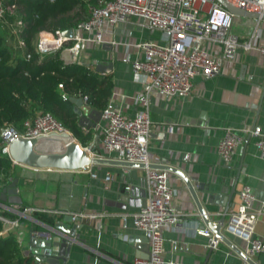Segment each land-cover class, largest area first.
<instances>
[{"label": "crops", "instance_id": "obj_1", "mask_svg": "<svg viewBox=\"0 0 264 264\" xmlns=\"http://www.w3.org/2000/svg\"><path fill=\"white\" fill-rule=\"evenodd\" d=\"M87 11L82 13V18L88 17L89 8ZM240 16H236L234 27L239 38L244 39L253 20ZM261 24L264 25V18ZM102 38L98 44L88 42L81 57L94 67L98 62L112 61L113 90L110 100L120 104L124 114L132 115L137 109L134 97L142 92L143 82L141 76L134 72L131 62L123 60V56L127 54L130 59L140 58L142 52L135 43L143 39L159 40L161 33L141 19L130 17L114 25H104ZM204 47L216 55L221 49L218 43L211 40L205 41ZM62 55L68 59L67 53ZM149 100L152 124L148 135V152L151 163H166L180 168L194 185L212 220L219 218L223 203L209 202L208 195L216 193L226 196L242 165L229 211L235 206L238 189L244 183L251 187L256 197L252 208L260 207L264 200V157L259 153L254 138L250 135L247 139L246 134L229 162L222 161L216 151L226 127L239 129L259 124L264 131V58L258 51L238 47L233 58L222 61L218 73L209 77L196 76L189 94L167 97L151 91ZM169 124L173 125L172 132H167ZM104 125L105 121L101 118L96 127L90 128L92 138L86 145L92 144L94 154L116 158L103 145ZM159 131H166V134L158 137ZM50 141L37 142L34 149L50 151L43 148ZM168 171L174 188L172 206L180 213L183 225L164 230L163 255L180 264H213L216 261L242 263L244 259L223 241L209 251V235L201 231L192 232L185 227L186 222L192 224L195 221L202 226L203 220L183 178ZM107 172L111 175L109 180L104 178ZM16 176L17 194L8 196V201L14 203L12 206L15 210L11 208V211L20 219L14 233L20 237L22 252L31 255L34 261L37 255L40 257L47 250L32 244L29 236L32 227L51 228L53 237L55 230L64 232L70 229L74 221L69 217V212L98 213L97 217L87 218L78 226L79 242L72 244L65 258H54L50 260L52 263L45 258L36 263L131 264L136 256L148 254L147 235L133 226L130 217L124 227L122 218V214L130 215L144 203L148 182L142 166L95 163L86 168L61 169L16 163ZM198 183H203L209 194L201 192ZM20 202L24 206L45 210L22 212ZM34 212L48 214L54 223L50 225L36 218ZM227 217L228 214L226 220ZM228 234L243 250L245 242L238 236ZM254 236L264 238V213L257 217ZM173 241L178 243L176 249L173 248ZM250 257L256 264H264V252H256Z\"/></svg>", "mask_w": 264, "mask_h": 264}, {"label": "built area", "instance_id": "obj_2", "mask_svg": "<svg viewBox=\"0 0 264 264\" xmlns=\"http://www.w3.org/2000/svg\"><path fill=\"white\" fill-rule=\"evenodd\" d=\"M226 1L237 7L264 14V0ZM13 9L14 4L7 5L4 4V0H0V21H3L5 11L11 12ZM236 16L238 15L229 12L218 0H100L90 7L88 17L79 20L72 27V36L62 35L60 30L55 33L41 30L36 36L34 46L40 56L61 49V53L68 54L67 60L86 63L81 57V52L88 42L95 44L102 42V27L106 24L114 25L130 17H137L147 26L158 29L161 33L159 40L143 39L135 43L142 52L140 58L130 59L127 54L123 56V60L131 62L134 72L141 76L143 82L142 92L134 97L137 103L135 112L132 115L124 114L121 105L112 100L100 110L101 118L105 121L102 136L104 147L108 152L114 153L117 159L143 163L148 182L147 194L141 207L130 215L122 214L124 227L127 226L130 217L133 226L143 231L148 238V254L136 256L131 264H180L177 260L163 255L164 230L174 225H183V222L180 213L172 206L174 188L170 183L169 171L150 166L148 135L152 119L149 115V93L157 91L167 97L189 94L196 76L209 77L218 73L222 61L233 58L238 47L246 50L254 49L264 58V25L261 24L263 18L249 17L253 20V24L249 25L245 38L240 39L234 27ZM21 24L22 21L17 19L12 25V32L17 37L19 46L24 45V41L18 37V27ZM207 40L220 45L219 54H213L204 47V42ZM59 86L61 87L62 84L59 83ZM172 130L173 125L169 124L167 132ZM52 132H69L74 136L49 111H39L24 119L22 129L5 123L0 126V153L10 156L9 144L16 137L33 138ZM165 134L166 131L157 133L158 137H163ZM246 134L254 138L259 153L264 157V131L259 124H254L239 129L224 128V133L216 145V151L222 161L229 162L232 159L235 149L243 142ZM92 174L95 175L94 172ZM104 178L109 180L110 173L107 172ZM237 193L238 200L228 211L223 230L240 237L245 242L243 252L246 255L252 256L256 252H264V238L254 236L257 217L260 213H264V200L260 207L253 209L252 203L256 197L246 183L241 185ZM4 207L14 209L13 206L4 205ZM36 209L45 210L34 206H23L21 211ZM68 214L77 225H81L87 218H95L98 215L87 211H72ZM0 219L6 225L0 230V234L10 231L14 233L15 228L20 224L19 217L8 218L1 211ZM186 223L185 227L192 232L201 231L208 235L210 233L208 227L199 226L197 221L192 224ZM29 236L31 239L50 238L52 229L32 227ZM17 238L20 242V237ZM177 247V241H173V248ZM213 264L226 263L216 261ZM240 264L249 263L243 260Z\"/></svg>", "mask_w": 264, "mask_h": 264}, {"label": "trees", "instance_id": "obj_3", "mask_svg": "<svg viewBox=\"0 0 264 264\" xmlns=\"http://www.w3.org/2000/svg\"><path fill=\"white\" fill-rule=\"evenodd\" d=\"M97 3L98 0H4V4H14V9L5 11L0 21V126L8 123L22 129L24 119L49 111L82 145L88 144L92 131H84L78 124L71 97H82L90 108L102 110L112 95V73H101L88 63L66 60L61 49L40 56L34 42L41 30L55 33L75 26L85 19L82 13ZM17 19L22 21L18 37L24 41L23 46L18 45L12 32ZM15 176L16 163L8 154L0 153V191ZM5 204L14 203L7 200ZM0 211L8 218L18 217L4 206ZM34 216L50 225L54 223L46 213L34 212ZM4 225L0 219V230ZM0 264L48 263H36L31 255L24 254L16 234L10 231L0 234Z\"/></svg>", "mask_w": 264, "mask_h": 264}, {"label": "water", "instance_id": "obj_4", "mask_svg": "<svg viewBox=\"0 0 264 264\" xmlns=\"http://www.w3.org/2000/svg\"><path fill=\"white\" fill-rule=\"evenodd\" d=\"M229 12L247 16V17H258L261 16L264 18V14H259L256 11L247 10L242 7H237L226 0H218ZM73 28L68 27L66 29L61 30V34L65 36H72ZM112 69V61L108 62H98L95 64V70L101 73L110 72ZM71 99L75 103V110L78 115V124L87 130L90 128H94L101 120V111L98 109L90 108L84 101L82 97L72 96ZM250 137L248 134L247 139ZM53 140L59 141L63 145V150L61 151H36L34 149V145L37 142L42 140ZM92 144L89 145H81V143L72 136L69 132L64 133H48L41 134L37 137H16L11 140L9 144V154L12 160L15 163H22L32 167H40V168H61V169H78V168H86L89 165L95 163H108V164H124V165H136V166H144L141 162H133L128 160L116 159L113 157H106L94 154L91 151ZM150 166L161 167L167 170H171L178 175H180L186 183L192 198L196 204V208L200 213L203 225L202 227H208L210 230L209 237L211 239V243L209 244V251L217 245L218 242L223 241L229 247H231L234 251H236L244 260H246L249 264H256L254 260L251 259L250 256L246 255L241 248H239L230 238L229 234L223 230L224 223L226 222V215L228 214L229 208L231 204V198L233 193L236 190V182L238 180L239 171L243 170L242 165L239 166L237 175L233 181L231 189L229 190L226 196H220L216 193H210L207 187L204 186L203 183H198L197 187L201 190V192H207L209 202H219L223 203V208L220 211L219 218L217 220H212L210 217V213L206 210L205 206L202 204L194 185L190 181V179L186 176V174L178 167L166 163H150ZM17 181L18 177L15 176L7 186L3 187L0 191V205L4 206L5 202L8 200V196L17 194ZM213 194V195H212ZM12 207V205H7ZM70 217V215H69ZM79 225L76 222H72L70 229L64 230L61 232L60 230H55L56 234L50 238H33L32 244L41 247L43 250H47V252L43 253L39 257L37 255L35 257V261H39L48 258L47 261L52 263L54 258H65L68 255L69 250L71 249L72 244L78 243L77 239V229ZM54 230V227H53Z\"/></svg>", "mask_w": 264, "mask_h": 264}, {"label": "rangeland", "instance_id": "obj_5", "mask_svg": "<svg viewBox=\"0 0 264 264\" xmlns=\"http://www.w3.org/2000/svg\"><path fill=\"white\" fill-rule=\"evenodd\" d=\"M240 18H241V16H240ZM233 22H235V19ZM43 148H45L46 150H50V151H61V150H63V146L62 147L60 146V142L58 143V142H55L53 140H51L48 144L43 146ZM45 149H43V150H45Z\"/></svg>", "mask_w": 264, "mask_h": 264}, {"label": "bare ground", "instance_id": "obj_6", "mask_svg": "<svg viewBox=\"0 0 264 264\" xmlns=\"http://www.w3.org/2000/svg\"><path fill=\"white\" fill-rule=\"evenodd\" d=\"M61 143V142H60Z\"/></svg>", "mask_w": 264, "mask_h": 264}]
</instances>
